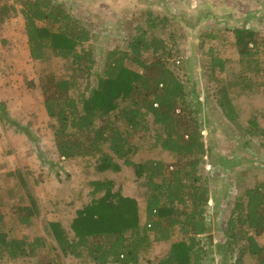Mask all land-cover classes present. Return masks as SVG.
Wrapping results in <instances>:
<instances>
[{
    "label": "trees",
    "instance_id": "1",
    "mask_svg": "<svg viewBox=\"0 0 264 264\" xmlns=\"http://www.w3.org/2000/svg\"><path fill=\"white\" fill-rule=\"evenodd\" d=\"M13 5L20 8L31 60L51 58L63 70L45 74L39 84L45 113L57 124L56 152L66 161L83 160L95 178L88 182L89 203L76 210L67 229L58 221L48 224L56 249L81 264H140V255L152 244L171 242L156 264H202L200 236L208 231L209 190L199 173L208 157L196 116L200 103L193 105L195 99L168 68L170 52L164 41L148 37L159 25L164 27L168 17L148 13L146 27L137 29L125 49L107 52L99 68L90 32L60 4L14 0L7 12ZM233 34L238 54L249 56L255 32L243 26ZM216 66L224 70L223 61L213 60L212 68ZM217 104L225 120L235 124L237 114L225 88ZM138 133L150 134L152 148L171 155L174 163L132 162L130 139ZM124 167L143 178V225L139 202L124 196L108 177ZM22 210L26 212L17 223L29 226L33 214ZM224 232L226 249L238 253L232 264H244L246 257L264 264V246L256 241L264 234V185L234 199ZM44 246L42 238L7 241L0 232V258L7 254L24 260Z\"/></svg>",
    "mask_w": 264,
    "mask_h": 264
},
{
    "label": "rangeland",
    "instance_id": "2",
    "mask_svg": "<svg viewBox=\"0 0 264 264\" xmlns=\"http://www.w3.org/2000/svg\"><path fill=\"white\" fill-rule=\"evenodd\" d=\"M13 1L0 0V105L4 109L0 110V232L7 241L30 243L42 238L45 246L24 260L4 254L0 264H81L60 254L48 224L58 221L67 229L76 210L89 203L88 182L94 174L83 160L66 161L56 152L53 129L57 124L45 113L39 84L45 74L63 70L51 58L42 63L31 60L20 8L13 5L7 12ZM51 1L90 32L99 68L107 52L125 49L137 29L146 27L148 13L168 17L164 27L159 25L148 37L164 41L170 52L168 68L195 99L193 105L200 103L196 116L208 157L199 173L209 190L208 231L200 236L205 251L202 264L234 263L238 253L226 249L224 232L233 201L245 190L264 185V0ZM243 26L256 35L248 48L251 54L241 57L233 29ZM215 59L224 62V70L212 68ZM224 88L235 107V124L225 120L217 104ZM130 142L134 147L130 160L136 164L175 161L152 148L150 134L138 133ZM10 161L16 163L15 172L7 170ZM108 177L124 196L139 202L143 225V178H136L130 167ZM25 208L33 214L29 226L17 223ZM256 241L264 246V234ZM170 244H152L140 255V264H156ZM244 264L254 262L246 257Z\"/></svg>",
    "mask_w": 264,
    "mask_h": 264
},
{
    "label": "crops",
    "instance_id": "3",
    "mask_svg": "<svg viewBox=\"0 0 264 264\" xmlns=\"http://www.w3.org/2000/svg\"><path fill=\"white\" fill-rule=\"evenodd\" d=\"M14 155V154H13ZM8 162V161H7ZM11 162V164H12V167H9V169H7V170H9L8 172L10 173V172H15V168L13 167V166H16V163H18L19 161L17 160V162L16 163H14L13 161H10ZM42 184V183H41Z\"/></svg>",
    "mask_w": 264,
    "mask_h": 264
}]
</instances>
